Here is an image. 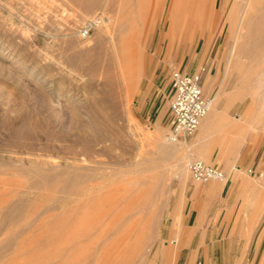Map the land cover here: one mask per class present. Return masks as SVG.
Instances as JSON below:
<instances>
[{
    "label": "rangeland",
    "instance_id": "rangeland-1",
    "mask_svg": "<svg viewBox=\"0 0 264 264\" xmlns=\"http://www.w3.org/2000/svg\"><path fill=\"white\" fill-rule=\"evenodd\" d=\"M232 3L246 0H98L88 7L84 0H0V264H175L179 230L169 217L176 187L194 180L188 163L204 159L180 140L162 154L165 161H154L158 141L167 138L171 71L206 63L220 80L216 98L243 74L239 96L255 139L264 136V76L256 78L264 48L236 55L232 34L241 11L230 10ZM105 15L121 22L117 37H136L134 81L110 54L119 41L106 36L98 44L96 25L80 34ZM177 154L186 156L180 162ZM75 172L90 179L68 194L54 177ZM119 185L143 196L125 218L135 220L132 230L125 220L113 223L114 212L97 217L100 194ZM151 214L155 228L146 223ZM237 261L264 264V256Z\"/></svg>",
    "mask_w": 264,
    "mask_h": 264
},
{
    "label": "crops",
    "instance_id": "crops-1",
    "mask_svg": "<svg viewBox=\"0 0 264 264\" xmlns=\"http://www.w3.org/2000/svg\"><path fill=\"white\" fill-rule=\"evenodd\" d=\"M219 85L211 73L203 75L202 91L214 104L187 142L226 180L190 178L176 187L169 217L179 230L175 264H240L243 255L264 256V136L255 139L244 96L225 87L216 98Z\"/></svg>",
    "mask_w": 264,
    "mask_h": 264
},
{
    "label": "bare ground",
    "instance_id": "bare-ground-1",
    "mask_svg": "<svg viewBox=\"0 0 264 264\" xmlns=\"http://www.w3.org/2000/svg\"><path fill=\"white\" fill-rule=\"evenodd\" d=\"M98 0H84V4L88 7V6H94L97 3ZM235 3V2H234ZM81 4V3H79ZM230 10H234L239 9L241 11L240 13V18H238V23H237V27L233 30V41L232 44L234 43V45L236 46V55L240 56L239 54H243L246 57H253L255 56L257 53H260V51L264 48V0H246V4L238 6L237 4H230ZM233 13V12H232ZM237 13V12H235ZM190 16V15H189ZM99 18V21H97V19ZM195 19V18H194ZM92 20L96 21V26L99 28L100 30V35H99V39H98V44H103L106 41V36H109L111 38V41L117 40L119 41V45H112L113 46V51L111 54V56H113V58H117L119 59V64L122 67L123 70V74L128 76L129 79H131V81H134V79L136 78V73H137V66H134L135 64V58L137 57V52L132 51V48L134 47L135 44H132L135 40L136 37H133L132 34H130L131 36H120L117 37V34H113L115 29L117 28V26L121 27V22H117L115 21V19L113 17H110L108 15L105 16H101V17H95L92 18ZM232 21V20H231ZM199 23V22H198ZM231 24V22H228ZM190 25V24H189ZM235 26V25H234ZM169 23L166 26V29L168 31L169 28ZM172 28V27H171ZM122 29L119 28V32ZM117 31V30H116ZM127 31V30H126ZM118 33V32H117ZM124 33V32H123ZM127 33V32H126ZM138 33V32H137ZM125 34V33H124ZM137 36V35H136ZM108 38V37H107ZM186 38V37H185ZM140 40V39H139ZM110 42V40H109ZM106 44V43H105ZM212 46V45H211ZM217 46V45H216ZM137 47V46H136ZM216 49V48H215ZM111 50V49H110ZM230 53V52H229ZM108 56V55H107ZM106 56V57H107ZM98 57V56H97ZM232 57V56H231ZM230 58V57H229ZM235 58V55H234ZM237 58V57H236ZM98 59V58H97ZM96 59V60H97ZM112 62V61H111ZM236 62V61H233ZM108 63V62H107ZM126 64V65H125ZM104 68V67H103ZM107 70V69H106ZM241 74V73H240ZM264 76V72L263 73H259L258 76H256V78H261ZM264 78V77H263ZM242 80L244 81V76L242 74V79L237 83V85L232 89L235 90V93L240 94V90H242V88L244 87V82L242 83ZM260 80V79H259ZM262 85H264V83H262ZM67 100V99H66ZM51 102V101H50ZM213 102V101H212ZM214 103H212L210 109L208 110V112L206 113L205 116H207L209 114V112L212 110V106ZM89 107V106H88ZM50 108V107H49ZM94 112V111H91ZM84 115V114H83ZM204 116V117H205ZM201 122V121H200ZM96 125V124H95ZM86 126V125H85ZM201 126V124H200ZM83 127V126H82ZM20 129V128H19ZM84 133V132H83ZM157 141V140H156ZM179 142V141H177ZM177 142L176 141H171L168 136L167 138H164L163 140L160 139L158 141V150L160 151V156H156L154 158V161H165V155L166 153H168L171 150L174 149H178L179 147H177ZM171 143L174 144L175 148L172 147ZM205 145V143H204ZM193 151L190 152V154ZM163 154V155H162ZM158 155V154H156ZM176 155V154H175ZM178 155V154H177ZM168 156V155H167ZM186 156V154L184 155H178V159L177 160H182L183 158ZM170 158V156H169ZM167 159V158H166ZM188 159V158H187ZM180 160V162H181ZM158 161V162H159ZM162 163V162H161ZM168 163V162H167ZM166 163V165H167ZM158 164V163H157ZM169 164V163H168ZM112 165V164H111ZM150 165V164H149ZM156 165V164H155ZM75 166V165H74ZM142 165L141 163H139L138 165H136L137 168H141ZM180 166V165H179ZM182 166V164H181ZM180 166V167H181ZM91 167V166H90ZM92 167H96L95 165ZM91 167V169H92ZM112 167V166H111ZM148 167V166H146ZM69 168V167H68ZM71 168H75V167H71ZM100 168V167H99ZM114 168V167H113ZM120 169V171H125L120 167H117ZM143 168V167H142ZM185 168V166H184ZM183 168V169H184ZM78 168L77 171H79ZM84 169V168H83ZM81 169V170H83ZM98 169V167H97ZM116 169V168H115ZM85 170V169H84ZM113 170V169H112ZM118 170V169H117ZM182 170V169H181ZM40 171V170H39ZM42 171V170H41ZM44 171V170H43ZM40 172L41 174L43 173ZM57 170H55V173ZM60 171V170H59ZM71 171V169H70ZM75 171V170H73ZM104 171V169H103ZM184 171V170H183ZM38 172V171H37ZM52 172V170L50 171ZM48 172V173H50ZM64 172V169H63ZM72 172V171H71ZM80 172V171H79ZM89 172V171H88ZM96 172V171H95ZM118 172V171H116ZM47 173V174H48ZM74 173V172H73ZM76 173V172H75ZM91 173V172H90ZM106 173V172H105ZM46 174V171H44V173L42 175ZM61 174V173H60ZM97 174V172H96ZM102 174V173H100ZM111 174V173H110ZM59 175V174H58ZM106 175V174H103ZM113 176V175H112ZM40 177V176H39ZM37 178V176H36ZM57 181H59L58 183H60V185L62 186V189L64 192L66 193H71V191L75 188H77V186H79V184H84L85 181H89L90 176L86 173V172H81V173H76V175H72V176H68L64 179H57L56 176L54 177ZM53 178V179H54ZM96 178V177H95ZM157 178V177H156ZM40 179V178H39ZM43 179V178H42ZM46 180V178H44ZM38 180V179H36ZM133 180V179H132ZM155 180V179H154ZM43 181V180H42ZM113 181V180H112ZM39 182V181H38ZM135 182V181H134ZM100 183V182H97ZM124 183V182H123ZM122 183V184H123ZM161 184V183H160ZM98 185V184H97ZM96 186V185H95ZM101 186V185H100ZM159 186V185H158ZM97 187V186H96ZM99 187V186H98ZM104 187V186H103ZM80 189V188H79ZM96 189V188H95ZM103 190V188L101 189ZM128 190L129 188L126 185H119V186H111V187H107V190H104L100 195V201H98L97 203V209H98V214L97 217L101 218L104 217L110 213L114 212V216H113V220L112 222H117V221H123L125 220V218L129 217L130 212L133 210V208H141L142 206V202H143V196H137L135 197H131L128 195ZM82 191V190H81ZM82 193V192H81ZM73 195V194H72ZM70 195V196H72ZM81 195V194H80ZM152 195V194H151ZM169 195V194H168ZM69 196V195H68ZM147 197V195H146ZM145 197V198H146ZM71 199V198H70ZM73 199V198H72ZM78 199V198H77ZM67 200V199H66ZM21 201V200H20ZM71 202H73V200H71ZM17 204V203H16ZM67 204V203H66ZM69 204V203H68ZM145 204V203H144ZM76 208V207H75ZM73 209V208H72ZM13 207H8L5 209V218H10L11 216H13ZM68 210V209H67ZM138 209H136L137 211ZM154 211V210H153ZM81 212V211H80ZM135 213V212H134ZM129 214V216H127ZM157 215V213H156ZM155 215V216H156ZM127 216V217H126ZM133 216V215H132ZM154 216V214H151L150 217L148 218V222L146 219V223H148L149 226H154V224L157 222L155 221L156 217ZM12 218V217H11ZM131 218V217H129ZM140 218V217H139ZM80 221V220H79ZM81 222V221H80ZM111 222V223H112ZM74 223V222H73ZM124 223L127 224V228L129 230H132L135 227V220H128L126 219L124 221ZM82 224V223H81ZM138 224V223H137ZM155 228V226H154ZM153 228V229H154ZM152 229V228H151Z\"/></svg>",
    "mask_w": 264,
    "mask_h": 264
},
{
    "label": "built area",
    "instance_id": "built-area-1",
    "mask_svg": "<svg viewBox=\"0 0 264 264\" xmlns=\"http://www.w3.org/2000/svg\"><path fill=\"white\" fill-rule=\"evenodd\" d=\"M94 25H96V21L88 20L80 29L81 36H86ZM206 72V63L200 64L190 71H171L170 99L166 117L167 136L171 141H186L191 137L210 109L213 99L205 96L202 91V79ZM187 168L191 177L203 184L210 181L226 180V174L222 169L201 159L190 161Z\"/></svg>",
    "mask_w": 264,
    "mask_h": 264
}]
</instances>
